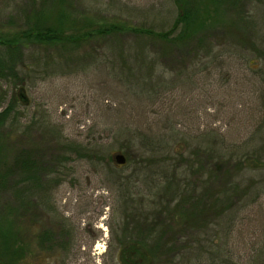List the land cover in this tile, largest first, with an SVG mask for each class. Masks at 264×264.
<instances>
[{
  "label": "rangeland",
  "instance_id": "374dc122",
  "mask_svg": "<svg viewBox=\"0 0 264 264\" xmlns=\"http://www.w3.org/2000/svg\"><path fill=\"white\" fill-rule=\"evenodd\" d=\"M193 1L202 14L214 13L204 16V28L213 25L215 31L204 36L198 51L156 41L128 47L124 38L120 44L91 37L64 47L30 46L25 63H16L22 84L0 78V111L17 99L0 126L1 134L13 129L6 158L26 148L42 162L40 182L30 187V200L39 203L34 214L15 205L17 215L7 218L0 208L2 226L9 221L15 247L24 248L23 255L8 257L10 264H119L118 243L138 239L146 224L140 213L152 219L156 211L187 219L180 218L173 239L186 243V259L180 261L179 254L171 264H214L204 249L215 243L243 257L252 244L264 243V167L237 177L231 167L240 154L264 159L259 137L243 152L232 150L248 139L260 117L264 62L253 46L264 48V0ZM177 12L174 0H0V30L40 17L47 23L62 19L76 33L112 23L165 31ZM213 57L218 59L211 63ZM129 130L147 139L130 143L129 161L119 166L113 156L127 155L119 133ZM158 139V153H143V146H155ZM225 155L232 158L226 170L236 177L240 199H232L236 203L225 213L220 204L216 213H205L202 173L213 161L227 160ZM128 179L127 198L136 203L118 208ZM48 184L49 198L42 191ZM211 185L222 197V176ZM250 185L263 189L254 195ZM140 198L147 209L138 206ZM4 200L11 202L5 192ZM44 233L51 241L40 245ZM1 240L0 250L8 252V240L6 246ZM163 259L160 264H169Z\"/></svg>",
  "mask_w": 264,
  "mask_h": 264
},
{
  "label": "trees",
  "instance_id": "16d2710c",
  "mask_svg": "<svg viewBox=\"0 0 264 264\" xmlns=\"http://www.w3.org/2000/svg\"><path fill=\"white\" fill-rule=\"evenodd\" d=\"M174 1L178 7V12L171 26L165 31H156L150 28L133 27L124 24L120 25L112 23L106 26L98 24V27L96 28L86 29V32L76 33L70 32L69 29L66 28L65 22L62 21V19L57 18V20L47 23L43 21L39 22L38 19H40V17H37V19L35 18L32 21L25 19L22 23L23 25L19 26L18 29L13 31L2 28L0 30V51L3 52H0V78L7 80L9 77H12V82L15 83V85L22 84L23 78L20 77L16 71V63L17 61H24L23 63H25L27 58L26 55H24V50L30 46L64 47L67 45H77L81 40H88L91 37L102 38L105 41L113 39L118 41L120 44L122 43L121 39L124 38L123 41L128 43V47L131 45L136 46L137 44L141 43L144 45L147 41H152V43L156 41L161 47L166 46L169 48L194 46L196 47V51H198L204 41V36H209V33L215 31L213 25H210L208 30V27L204 28V23L206 21L207 24L209 23V20H207L205 17L212 16L214 18V13L212 12L211 15L206 10L203 11L202 14L201 7L198 10L195 5L196 1L193 0ZM209 1L214 3L217 0ZM87 26L88 25L85 24V27ZM199 27L202 31L204 30V32L200 31ZM196 28H198L199 32H194ZM9 32L11 35H9ZM253 48L257 49L256 53L259 54L260 59H262L264 62V48L259 46H253ZM190 50L191 49L187 50V54H189ZM217 59L218 57H213L211 58L210 62L214 63ZM16 101L17 99L15 96H13L9 104L0 111V126L3 125V123L6 122L8 118H10L13 105ZM257 101L260 111L259 120L256 122L257 125L247 140L236 144L235 148H232L233 152H240L241 150V152H243V147L247 148L250 146L256 137H259L262 141H264V86L260 85ZM12 132L13 129L11 125L10 128L3 134L0 133V199L1 195H4L5 192L9 195L11 200V202L4 200V204L0 201V204L2 203L0 208L3 207L5 209L6 215L8 214L7 218H10L12 215L17 213L18 207H15V205L20 206V208L23 210L32 209L31 211L34 214L39 203L36 200H34V202L30 200L29 196H31V191L33 189H30V187L34 185V183L40 182L39 173H41L42 169V162L39 156H37V152H32V150H27L26 148H21L15 152L11 161H9L11 158H9V160L6 158L5 152L7 153L8 149L10 148L13 149V146L11 145V141L13 140ZM119 134L125 136L126 139V150L124 151V154L126 153L127 155L125 154L126 156L124 157L126 159L125 163H127L129 161L127 156H131L130 154L132 153L127 151L129 149L130 143L133 144L139 138H141V141L142 139L145 140L146 137L139 136V134H135L131 130ZM155 143V146L150 145L148 149L143 146V153L151 155L158 153L162 146L160 145L161 143L159 139ZM74 147L75 145H71L72 149H74ZM256 153L257 151H253V155ZM225 156L223 159H227L229 162L222 159L213 161L215 163H211L210 167H208V169L202 173L203 176L205 175L204 173L207 174V176L204 177L205 189L203 192L205 193L199 194H204L205 198H207L206 200L208 201V204L205 203L206 206H204L205 213H216L217 204H220V211L225 213V211L229 209L231 205L236 203L232 201V199H235L236 201H239L240 199V191L238 190L235 182L237 175L239 173L243 174V170L246 172L247 169H261L264 167V163H262L264 159L261 158V156V160L257 161L254 157L240 154L241 157L231 165V167H236L235 171L232 172V174H236V177L234 178L226 170L227 165L228 163H231L232 158ZM15 171L17 175L19 174L17 178ZM196 171L198 172V170H194L195 173H197ZM194 172H192L193 175ZM219 176H222L224 184V191L223 193L221 192L223 195L222 197L218 195L219 191H217V189L211 185L212 180L218 178ZM124 183V185L122 184L124 188L123 194H121V197L119 196L117 201L118 208H121L120 204L122 207H125L136 203L134 200H129L127 198V194L130 193L131 187L129 179ZM250 186L254 195L258 194V192L263 189L257 186ZM42 187V191L47 194H45V196L49 198V184L46 186L43 185ZM244 191L245 190H241V193L244 194ZM218 198H221V201ZM138 203L139 207L147 209V204H145L144 199L140 198ZM226 205L229 206L225 208ZM156 213L155 217L152 219L149 217L150 213H140V216H142L140 219H144L143 221H145L146 224L145 226L139 228L140 232H138V239L133 241H125L124 243H118L117 255L119 264H160L161 259L163 258L165 262L168 260L167 262L171 264L175 257H178L179 254L183 256H179L181 258L180 261L186 259L184 258V255H186V243L184 241L181 242L180 239H177L176 242L173 241L174 237L180 233L179 231L181 227L178 226H180V218L183 216L180 215L178 218H175L174 215L171 216L169 213L167 215L160 211H156ZM183 219H185V217H183ZM231 219L232 217H229L228 223ZM0 221H2L1 215ZM186 221L187 219H185V223ZM174 222L176 226H173ZM6 224L7 227L2 226V223L0 225V228H7L5 231L0 230V233H2L0 234V238L2 239L1 241H4V245H1H8L9 251L4 252L0 250V261H2L4 264H10L8 257L17 258L20 254L23 255L24 248H22L20 245L15 247L17 241L9 228V221H6ZM218 225L223 230L222 227H224V224L222 223ZM225 225L228 226L227 223ZM6 239L8 242L5 245ZM38 240H40L39 244L41 245L45 241H51V237L48 236L47 233H44V235L40 236ZM261 241L263 242L264 239ZM199 249L200 247L197 248L196 252H198L199 255H202L205 250V252L210 255L209 259H212L211 262L214 264H264V258H261V255H264V243L261 244L260 242L252 244L245 257L238 255L235 251L227 248L226 244L217 245L215 243L213 246H210L207 249ZM194 254L196 253L194 252ZM258 257H260L261 260H258Z\"/></svg>",
  "mask_w": 264,
  "mask_h": 264
},
{
  "label": "water",
  "instance_id": "95a60500",
  "mask_svg": "<svg viewBox=\"0 0 264 264\" xmlns=\"http://www.w3.org/2000/svg\"><path fill=\"white\" fill-rule=\"evenodd\" d=\"M114 163L117 165H123L126 161L125 157L121 153H117L113 156ZM0 264H4L2 261H0Z\"/></svg>",
  "mask_w": 264,
  "mask_h": 264
}]
</instances>
